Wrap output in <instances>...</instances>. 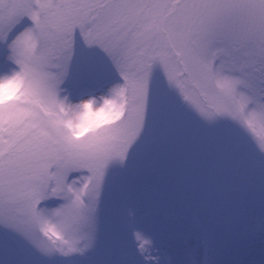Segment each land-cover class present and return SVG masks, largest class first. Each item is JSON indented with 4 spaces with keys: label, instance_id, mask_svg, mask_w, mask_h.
<instances>
[{
    "label": "snow or ice",
    "instance_id": "snow-or-ice-1",
    "mask_svg": "<svg viewBox=\"0 0 264 264\" xmlns=\"http://www.w3.org/2000/svg\"><path fill=\"white\" fill-rule=\"evenodd\" d=\"M0 264H264V0H0Z\"/></svg>",
    "mask_w": 264,
    "mask_h": 264
},
{
    "label": "clouds",
    "instance_id": "clouds-1",
    "mask_svg": "<svg viewBox=\"0 0 264 264\" xmlns=\"http://www.w3.org/2000/svg\"><path fill=\"white\" fill-rule=\"evenodd\" d=\"M7 91V90H6Z\"/></svg>",
    "mask_w": 264,
    "mask_h": 264
}]
</instances>
